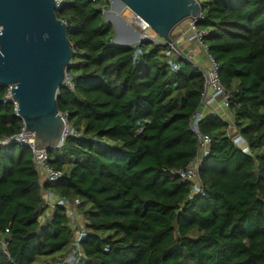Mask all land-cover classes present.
I'll list each match as a JSON object with an SVG mask.
<instances>
[{
    "label": "trees",
    "instance_id": "1",
    "mask_svg": "<svg viewBox=\"0 0 264 264\" xmlns=\"http://www.w3.org/2000/svg\"><path fill=\"white\" fill-rule=\"evenodd\" d=\"M61 1L73 89L61 86L57 100L78 136L49 151L64 172L56 182L42 181L29 147L0 144V264H58L70 252L71 219L46 204V190L79 200L80 264H264V0L201 2L197 25L208 30L203 41L249 150L234 143L230 123L205 116L199 129L211 144L194 197L172 170L197 155L190 118L203 72L175 52L173 70L168 44L116 45L108 0ZM8 89L0 84V140L23 125Z\"/></svg>",
    "mask_w": 264,
    "mask_h": 264
},
{
    "label": "water",
    "instance_id": "2",
    "mask_svg": "<svg viewBox=\"0 0 264 264\" xmlns=\"http://www.w3.org/2000/svg\"><path fill=\"white\" fill-rule=\"evenodd\" d=\"M126 7L174 46L175 27L203 12L200 0H114L116 12L106 17L116 22L120 46L145 41L121 15ZM68 30L55 0H0V84L9 87L26 131H34V147L48 152L61 145L66 125L57 96L74 55Z\"/></svg>",
    "mask_w": 264,
    "mask_h": 264
},
{
    "label": "built area",
    "instance_id": "3",
    "mask_svg": "<svg viewBox=\"0 0 264 264\" xmlns=\"http://www.w3.org/2000/svg\"><path fill=\"white\" fill-rule=\"evenodd\" d=\"M55 2H56V8L58 10L62 5V1L55 0ZM123 10H124V15L127 17L126 20L130 24L136 25L141 30L142 39H144L145 41L147 40L151 41L156 45L167 44L155 32L154 34L149 35L146 31L148 29H151V27L141 17L135 14L131 9L126 7ZM202 17H203V13L198 17L189 18V29L192 32V35L190 36L189 39L196 41L198 45L207 52L208 60H209L208 67L206 68L199 67L200 70L203 72L205 78L204 91L202 93V99H201V107L202 106L207 107L212 102L219 101L225 108L228 109L231 94L229 91L226 90V88L222 84L219 73L218 62L208 52V48L203 41L204 37L208 33V30L199 28L197 25L198 21L202 19ZM168 45H169V49H167L165 53L168 58V63L171 65L173 70H177L179 68V64L171 60V57L174 52L177 53L184 60L191 61L192 52L190 50L182 51L177 46H174L172 44H168ZM139 53L140 50L137 49L136 54ZM63 85L67 86L71 90L73 89L72 77L68 72L66 73V78ZM6 98L12 100L9 89L8 92L6 93ZM59 113L66 120L63 139L61 143L62 145L64 140L68 136H78V133L71 127L70 122L68 120V116H69L68 113L61 111ZM213 115H217V114H213ZM203 118L204 115L200 109L194 112L190 118V129L196 134L198 138L197 155L186 168L172 170L174 174L179 176L180 182L187 181L192 184L191 197L203 193V187H202L199 170L202 165L203 159L208 154L209 146L211 144L210 135L201 133L199 129V124ZM233 141L238 147L242 148L244 151L249 150L245 138L240 134L237 133L234 134ZM0 144L1 145L20 144L29 147L32 150L34 163L37 169L41 173L43 182L45 181L56 182L59 181L64 176V172L62 170L56 169L50 164L51 157L48 151H46L45 149H39L34 147V131H26L24 124L22 125L19 132L14 133L12 135L4 136L0 140ZM44 198L46 204L51 208H53L56 205L65 207L66 212L71 219V225L74 229V240L71 244L70 252L65 257L61 258L58 264H80L85 259V255L81 246V240L85 237L86 232L84 227L85 219L77 208L79 205V200L78 199L71 200L66 197L59 196L50 190L44 191ZM4 241L5 238L2 237L3 245H4Z\"/></svg>",
    "mask_w": 264,
    "mask_h": 264
},
{
    "label": "crops",
    "instance_id": "4",
    "mask_svg": "<svg viewBox=\"0 0 264 264\" xmlns=\"http://www.w3.org/2000/svg\"><path fill=\"white\" fill-rule=\"evenodd\" d=\"M205 0H200V2ZM127 33V30L124 31ZM192 32L189 29V23H182L175 29L172 33L174 42L176 46L182 51L190 50L192 52L191 61L196 64L199 68L208 67L209 60L207 52L201 48L198 43L194 40H190ZM201 112L204 117L208 115L217 114L230 123L229 132L236 133V128L234 126V117L229 109L225 108L219 101L212 102L207 107H200Z\"/></svg>",
    "mask_w": 264,
    "mask_h": 264
},
{
    "label": "rangeland",
    "instance_id": "5",
    "mask_svg": "<svg viewBox=\"0 0 264 264\" xmlns=\"http://www.w3.org/2000/svg\"><path fill=\"white\" fill-rule=\"evenodd\" d=\"M109 1V4H108V6H107V8L104 10V18H105V20L106 21H108V22H111L112 23V25H113V28H114V36L116 35V34H118V29L116 28L117 26H116V23H115V21L113 20V19H111V18H107L106 16L108 15V14H111L112 12H116L115 11V9H114V0H108ZM121 15L126 19L127 17L124 15V10L121 12ZM189 23V18H187V19H184V20H182L176 27H175V29H177L178 28V26H180V24H182V23ZM132 26L134 27V28H136L139 32H141V30L139 29V27H137L136 25H134V24H132ZM174 29V30H175ZM149 35H152V34H154V30H152V29H148L147 31H146ZM81 220V219H80ZM81 223H82V221H81Z\"/></svg>",
    "mask_w": 264,
    "mask_h": 264
},
{
    "label": "bare ground",
    "instance_id": "6",
    "mask_svg": "<svg viewBox=\"0 0 264 264\" xmlns=\"http://www.w3.org/2000/svg\"><path fill=\"white\" fill-rule=\"evenodd\" d=\"M116 23V22H115ZM118 34H119V31H118Z\"/></svg>",
    "mask_w": 264,
    "mask_h": 264
}]
</instances>
